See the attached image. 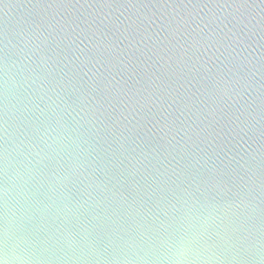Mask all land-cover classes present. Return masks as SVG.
Wrapping results in <instances>:
<instances>
[{
  "label": "water",
  "instance_id": "1",
  "mask_svg": "<svg viewBox=\"0 0 264 264\" xmlns=\"http://www.w3.org/2000/svg\"><path fill=\"white\" fill-rule=\"evenodd\" d=\"M5 188L30 264H259L264 0H0Z\"/></svg>",
  "mask_w": 264,
  "mask_h": 264
},
{
  "label": "clouds",
  "instance_id": "2",
  "mask_svg": "<svg viewBox=\"0 0 264 264\" xmlns=\"http://www.w3.org/2000/svg\"><path fill=\"white\" fill-rule=\"evenodd\" d=\"M3 47L5 50L10 49L11 47H14V45H12L11 41L9 40H5ZM14 63V61H13ZM8 68H9V63H8V59H5V63H4V83H5V92H6V97L8 100V111H9V100H10V96H9V72H8ZM6 134H7V139H8V127L6 128ZM48 137V133L45 132L44 134V138L45 140H47ZM7 141V140H6ZM5 171H7V169L5 168ZM4 195L6 198V204H5V217H4V226H3V247L0 248V264H15V262L19 261L20 264H30V258L29 256L26 254L28 252L27 249H21L20 251H17V247L15 244H11L10 245V240L13 237V233L10 231L9 228V224H10V217L8 215V211H9V204H8V200H7V196H8V189L5 188L4 189ZM205 224H207V220H205L204 222ZM18 240H26L27 237H19L17 238ZM242 242L239 240V242H237L233 248V252H232V260L233 261H240L242 260L245 256H251L252 259L254 260H258L259 264H264V245H262L261 242L257 243L253 248H248V247H241L240 244ZM209 250V252H211L212 246L211 245H207L206 246ZM254 249H255V254L254 253ZM191 251L190 248L185 247L184 243L181 242L180 244V250L178 252H176V257H177V262L179 264L180 259L188 252ZM198 259L201 260H211L213 261V264H215V261H220L222 264V260L223 258L220 257L218 254H213V255H209V256H199Z\"/></svg>",
  "mask_w": 264,
  "mask_h": 264
}]
</instances>
